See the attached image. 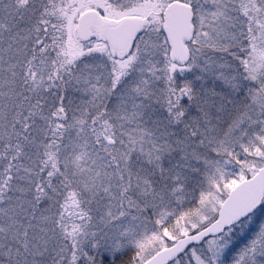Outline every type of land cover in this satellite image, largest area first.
I'll return each mask as SVG.
<instances>
[{"label":"snow or ice","instance_id":"obj_1","mask_svg":"<svg viewBox=\"0 0 264 264\" xmlns=\"http://www.w3.org/2000/svg\"><path fill=\"white\" fill-rule=\"evenodd\" d=\"M0 264H264V0H0Z\"/></svg>","mask_w":264,"mask_h":264}]
</instances>
